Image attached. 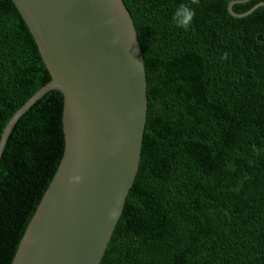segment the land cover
Instances as JSON below:
<instances>
[{
    "label": "trees",
    "instance_id": "obj_1",
    "mask_svg": "<svg viewBox=\"0 0 264 264\" xmlns=\"http://www.w3.org/2000/svg\"><path fill=\"white\" fill-rule=\"evenodd\" d=\"M142 48L147 122L139 169L100 264H264V5L123 0ZM264 0L233 5L242 14ZM227 54V58L224 56ZM12 0H0V139L50 81ZM63 95L17 121L0 158V264H11L64 151Z\"/></svg>",
    "mask_w": 264,
    "mask_h": 264
},
{
    "label": "water",
    "instance_id": "obj_2",
    "mask_svg": "<svg viewBox=\"0 0 264 264\" xmlns=\"http://www.w3.org/2000/svg\"><path fill=\"white\" fill-rule=\"evenodd\" d=\"M50 74L7 122L63 95L64 151L11 264H100L134 184L147 122L142 48L123 0H12ZM248 0L232 1L233 5Z\"/></svg>",
    "mask_w": 264,
    "mask_h": 264
},
{
    "label": "clouds",
    "instance_id": "obj_3",
    "mask_svg": "<svg viewBox=\"0 0 264 264\" xmlns=\"http://www.w3.org/2000/svg\"><path fill=\"white\" fill-rule=\"evenodd\" d=\"M197 3L198 0H190V3H182L179 5L173 16L178 27L184 30H188L191 27L196 16V9L192 5ZM224 58H227V54H225Z\"/></svg>",
    "mask_w": 264,
    "mask_h": 264
}]
</instances>
